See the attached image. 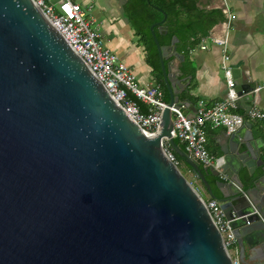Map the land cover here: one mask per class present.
<instances>
[{"label": "water", "instance_id": "obj_1", "mask_svg": "<svg viewBox=\"0 0 264 264\" xmlns=\"http://www.w3.org/2000/svg\"><path fill=\"white\" fill-rule=\"evenodd\" d=\"M165 17L150 29L169 101L147 135L33 0H0V264H232L164 139L231 219L240 257L244 243L264 247V161L251 132L229 133L217 168L171 135L182 85L154 31ZM232 74L236 94H251ZM221 173L218 195L207 175Z\"/></svg>", "mask_w": 264, "mask_h": 264}, {"label": "crops", "instance_id": "obj_2", "mask_svg": "<svg viewBox=\"0 0 264 264\" xmlns=\"http://www.w3.org/2000/svg\"><path fill=\"white\" fill-rule=\"evenodd\" d=\"M72 1L79 3L81 7L95 9L98 14V31L104 43L127 65L138 84H159L153 65L147 61V48L142 41L141 33L131 24L129 17L126 15L125 5L127 0ZM197 5L206 10L217 11L220 20L214 23L207 33L199 35L193 45H189L190 42H181L180 44L177 40L173 50L171 48L172 39L170 43L164 44L166 46L164 65L170 72H175L178 75L182 85V90H178L177 94L178 102L185 104V111L189 115L195 112L198 100L203 99L207 105H212L227 95V86L221 66L220 48L211 39L225 34L227 12L233 14L227 29L231 65L240 70L241 83L248 84L250 82L254 88L264 82V0H198ZM92 20L94 21V19ZM163 22L160 25L164 27ZM155 26L164 31L163 27ZM202 37H205L206 48L204 49L200 48ZM160 70L168 102L169 92L163 80L161 63ZM164 94L163 92V99ZM139 105L146 108L143 103H139ZM255 107L264 111V86L257 91L253 89L251 94L242 93L237 95L236 106L232 110L244 115L246 122H243L244 124L237 127L236 130L240 131V135H248L251 132L253 141L262 151L261 158L264 161V121L250 118L248 115V111ZM205 131L207 134V148L212 155L219 157L222 154V149L230 152L228 149V135L230 132L224 126L213 127L206 124ZM166 144L169 147L168 140H166ZM256 170L258 173L262 172L260 166ZM188 171L191 172V170ZM213 177L211 174L207 175L213 192L220 195V188L215 184L216 178L226 182L229 179L223 178L222 174ZM192 178L202 197L205 199L212 198L204 189L201 181H197L193 175ZM223 189L227 190L229 188L225 186ZM238 247L239 259L242 264H264V247L261 243L255 242L249 245L244 243L242 258L240 257L241 247L239 245Z\"/></svg>", "mask_w": 264, "mask_h": 264}, {"label": "built area", "instance_id": "obj_3", "mask_svg": "<svg viewBox=\"0 0 264 264\" xmlns=\"http://www.w3.org/2000/svg\"><path fill=\"white\" fill-rule=\"evenodd\" d=\"M50 23L81 56L96 78L103 84L106 91L123 111L147 135L154 134L161 122L163 109L168 106L163 99V91L159 84H138L134 74L103 41L100 32L93 29L84 18V11L79 3L72 0H33ZM233 14L226 13V31L221 37H213L212 42L220 48L221 66L227 86V95L212 105H207L203 99L198 100L195 112L189 115L185 104L179 102L169 106L172 112L173 127L171 135L184 146V150L203 166H220L221 157L212 155L207 148L206 124L213 127L224 126L228 132L234 131L243 124L244 115L233 111L236 106L237 94L234 89L233 66L229 55L228 27ZM205 37L201 39L200 48H206ZM264 82L254 87L257 91ZM139 103L146 105L142 111ZM250 118L263 120L264 111L251 108ZM162 147L168 158L178 167L180 165L173 151L167 146L166 139ZM179 168V167H178ZM223 178L227 174L221 173ZM193 184V183H192ZM194 185V184H193ZM195 186V185H194ZM196 190L200 193L197 186ZM207 210L220 232L223 244L232 264H242L239 259V247L233 233L231 219H228L215 198H203Z\"/></svg>", "mask_w": 264, "mask_h": 264}, {"label": "trees", "instance_id": "obj_4", "mask_svg": "<svg viewBox=\"0 0 264 264\" xmlns=\"http://www.w3.org/2000/svg\"><path fill=\"white\" fill-rule=\"evenodd\" d=\"M197 2L198 0H127L125 5L126 15L129 17L131 24L141 33L142 41L147 48V61L153 65L157 82L165 93L164 99L166 102L168 97L161 80L160 63L156 44L150 32V25L161 20L163 14L166 13L163 22L164 31L155 26L159 44H168L173 36H176L180 44L181 42H190L189 45H193L199 35L207 33L210 27L220 20L217 11L200 8ZM141 110L146 111V108L142 105ZM174 141L180 148L184 149L183 144L177 138H174ZM169 147L180 163L178 167L184 165L186 169L191 170L190 165L185 162L184 158L171 145Z\"/></svg>", "mask_w": 264, "mask_h": 264}, {"label": "rangeland", "instance_id": "obj_5", "mask_svg": "<svg viewBox=\"0 0 264 264\" xmlns=\"http://www.w3.org/2000/svg\"><path fill=\"white\" fill-rule=\"evenodd\" d=\"M83 11H84V18L88 21H91L92 19H94L93 22L90 23L91 27L93 29H97L98 30V14L95 12L94 8H84L82 7ZM182 167H179V169L181 170V172L183 173V175L192 183L194 182V179L192 178V173L188 170H185L184 165H181ZM194 184V183H193ZM195 185V184H194ZM196 186V185H195Z\"/></svg>", "mask_w": 264, "mask_h": 264}, {"label": "flooded vegetation", "instance_id": "obj_6", "mask_svg": "<svg viewBox=\"0 0 264 264\" xmlns=\"http://www.w3.org/2000/svg\"><path fill=\"white\" fill-rule=\"evenodd\" d=\"M193 175V174H192ZM195 178V177H194ZM196 179V178H195ZM197 181H200L199 179H196Z\"/></svg>", "mask_w": 264, "mask_h": 264}]
</instances>
